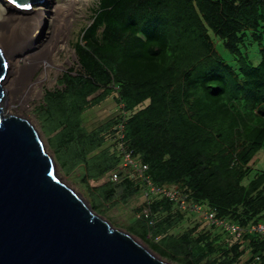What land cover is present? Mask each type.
I'll list each match as a JSON object with an SVG mask.
<instances>
[{
  "label": "trees",
  "instance_id": "trees-1",
  "mask_svg": "<svg viewBox=\"0 0 264 264\" xmlns=\"http://www.w3.org/2000/svg\"><path fill=\"white\" fill-rule=\"evenodd\" d=\"M75 52L80 70L62 76L38 113L62 167L95 183L99 215L105 202L143 195L124 172L100 183L129 150L156 185L245 229L264 223V171L252 175L264 147V0H99ZM109 99L118 114L89 131L84 115ZM150 207L155 225L133 218L127 229L162 258L264 264V237L229 245L198 225L175 234L184 215L167 200Z\"/></svg>",
  "mask_w": 264,
  "mask_h": 264
},
{
  "label": "water",
  "instance_id": "water-1",
  "mask_svg": "<svg viewBox=\"0 0 264 264\" xmlns=\"http://www.w3.org/2000/svg\"><path fill=\"white\" fill-rule=\"evenodd\" d=\"M8 66L0 50V264H170L63 183L36 128L5 112Z\"/></svg>",
  "mask_w": 264,
  "mask_h": 264
},
{
  "label": "bare ground",
  "instance_id": "bare-ground-1",
  "mask_svg": "<svg viewBox=\"0 0 264 264\" xmlns=\"http://www.w3.org/2000/svg\"><path fill=\"white\" fill-rule=\"evenodd\" d=\"M47 2L52 6L38 3L17 8L0 0V50L9 65L2 83L7 114L24 117L30 110L28 102L40 97L43 85L56 69L64 68L58 63L60 53L69 47L74 15L83 0ZM38 71L41 74L35 78Z\"/></svg>",
  "mask_w": 264,
  "mask_h": 264
},
{
  "label": "rangeland",
  "instance_id": "rangeland-1",
  "mask_svg": "<svg viewBox=\"0 0 264 264\" xmlns=\"http://www.w3.org/2000/svg\"><path fill=\"white\" fill-rule=\"evenodd\" d=\"M48 0H43L42 3L48 4L47 7H51L52 5L47 2ZM62 2L64 0H50L51 3L53 2ZM45 4V5H46ZM77 6V12L74 15V22L72 23L69 35V47L60 53V60L58 61L64 64V68L58 71L57 69L51 74L50 81L43 85L41 90L40 97H36L31 99L28 102L30 110L24 115L23 118L28 120L31 125H33L36 130L38 131L46 149L48 150L49 154L54 158L57 164V172L59 177L63 180V183L70 187L72 190H75L76 193L80 194L86 202L90 204L93 210L96 212L97 210L94 208L93 202L94 200V193L92 187L95 186V183H91L90 185L85 184L80 178V171L76 170L75 173L69 172L65 170L55 152V149L52 146L51 139L54 135L49 136L44 132V128L42 126V122L39 115V109L41 106L44 105L46 95L54 90L61 89L60 80L65 73L70 71H78L80 70L78 64V58L75 52V46L83 39V32L84 30L92 24V18L94 13L99 9V0H83ZM33 6V5H32ZM30 6V8L32 7ZM74 52V53H73ZM68 53V54H67ZM260 61V58L259 60ZM41 74V71H38L35 74V78H37ZM7 103V99H6ZM5 103V108H6ZM116 102L113 99L106 100L102 105L95 107L87 112L84 115V126L89 130L93 131L96 128L106 124L110 120H112L117 114V106ZM20 117V116H19ZM253 169L254 175L257 171H264V147L257 153L255 159L253 160ZM126 173V172H125ZM252 177V176H251ZM106 178V176H105ZM101 184H104L102 180L100 181ZM91 186V187H90ZM175 188V187H174ZM145 190V188H142ZM143 193V191H142ZM144 204V194H139L138 196L134 197L130 202L125 203L123 201L120 202H105L103 204V213L100 214L103 218L108 220L115 229H119L125 232H129L127 227H130L134 222V215L140 211L142 208L141 206ZM208 210V207H203V211ZM97 213V212H96ZM193 215V216H192ZM185 214L184 222L177 225V228L174 230L175 234H182L187 230L195 227L198 225L200 229L199 232L203 230L213 231L212 234L216 235L219 233L221 237H223V241L229 245H233L234 242L231 238L227 237L225 233L220 228H209L206 224V221L203 220L201 214ZM195 216V217H194ZM135 237V236H134ZM150 237V235H149ZM135 239L140 242L143 246L148 248L149 250L153 251L149 244L140 239L135 237ZM231 240V241H230ZM153 253L163 259L164 261L170 264H178L176 262L169 261L168 259L162 258L159 254L153 251ZM249 259V255L247 254L245 258L242 259V263H245Z\"/></svg>",
  "mask_w": 264,
  "mask_h": 264
},
{
  "label": "built area",
  "instance_id": "built-area-1",
  "mask_svg": "<svg viewBox=\"0 0 264 264\" xmlns=\"http://www.w3.org/2000/svg\"><path fill=\"white\" fill-rule=\"evenodd\" d=\"M120 138L123 139L124 135H121ZM123 147L124 146L120 144L121 150ZM122 154L123 157L119 170L106 175V178L104 177L102 181L113 182L117 184L121 182L122 175L120 172H124L127 178H129L130 180H136L142 184V188H145V190H143L145 207L142 211L137 212L134 215V218L136 220L147 219L150 222V226L155 225L156 222L152 220L153 212L150 206L153 200H167L174 205V211L179 212L183 215H192L194 213L201 214L203 220L208 223L206 224L207 227L220 228L223 233H225L232 240H242L247 234L259 235L264 237V223L254 224L245 229L238 224H234L225 219L218 218L216 216V212H214L213 210L208 209L206 211H203L204 206L193 201L189 197V194H186L174 187H163L153 183L150 176L147 175L148 166L142 164L139 158L135 156L133 151H123Z\"/></svg>",
  "mask_w": 264,
  "mask_h": 264
},
{
  "label": "crops",
  "instance_id": "crops-1",
  "mask_svg": "<svg viewBox=\"0 0 264 264\" xmlns=\"http://www.w3.org/2000/svg\"><path fill=\"white\" fill-rule=\"evenodd\" d=\"M184 218H185V216H184Z\"/></svg>",
  "mask_w": 264,
  "mask_h": 264
}]
</instances>
